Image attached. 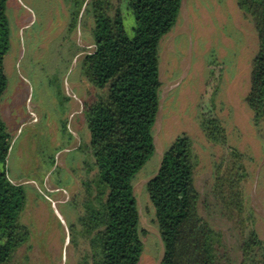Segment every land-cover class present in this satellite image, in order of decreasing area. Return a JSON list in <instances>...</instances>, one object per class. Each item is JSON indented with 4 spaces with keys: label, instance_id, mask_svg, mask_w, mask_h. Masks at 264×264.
<instances>
[{
    "label": "rangeland",
    "instance_id": "obj_1",
    "mask_svg": "<svg viewBox=\"0 0 264 264\" xmlns=\"http://www.w3.org/2000/svg\"><path fill=\"white\" fill-rule=\"evenodd\" d=\"M85 5L68 30L72 0L5 3L9 47L3 59L6 87L0 115L12 134L7 175L25 188L20 219L28 227V236L9 264H76L79 256L68 241V223L82 212L83 154L78 145L89 138L82 109L94 94L80 70L82 56L93 45ZM131 20L125 21L127 36L133 33L128 29ZM256 50L253 23L236 0H181L174 25L159 43V102L151 129L154 151L132 179L143 230L135 264H159L162 243L145 185L163 151L179 134L190 138L196 155L199 211L222 230L231 264H239V234L221 214L211 192L222 148L208 141L198 124V106L212 66L220 73L214 110L228 142L249 154L245 197L264 241V124L259 128L253 122L245 102Z\"/></svg>",
    "mask_w": 264,
    "mask_h": 264
},
{
    "label": "trees",
    "instance_id": "obj_2",
    "mask_svg": "<svg viewBox=\"0 0 264 264\" xmlns=\"http://www.w3.org/2000/svg\"><path fill=\"white\" fill-rule=\"evenodd\" d=\"M180 2L72 0L68 30L87 6L93 45L82 56L80 70L94 88L82 109L89 138L78 145L83 154L82 212L68 223V241L79 251L76 264H135L139 259L143 230L138 224L132 179L154 151L151 129L159 102V43L174 25ZM5 3L0 0V101L6 87L3 59L9 47ZM236 3L252 21L257 36L245 102L260 128L264 124V0ZM128 18L132 19L128 24L131 36L124 33ZM219 75L212 66L198 106V124L205 138L222 148L214 165L211 192L221 214L239 234V264H264V241L255 228V215L244 190L249 154L228 142L214 110ZM11 140L0 115V264H9L28 236V227L20 219L25 188L7 175ZM196 162L190 138L179 134L146 182L162 243L159 264H231L222 230L199 211Z\"/></svg>",
    "mask_w": 264,
    "mask_h": 264
}]
</instances>
